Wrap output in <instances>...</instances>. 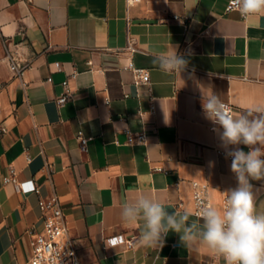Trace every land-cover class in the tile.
I'll list each match as a JSON object with an SVG mask.
<instances>
[{"label": "crops", "instance_id": "1", "mask_svg": "<svg viewBox=\"0 0 264 264\" xmlns=\"http://www.w3.org/2000/svg\"><path fill=\"white\" fill-rule=\"evenodd\" d=\"M229 1L0 0V264L29 261L30 230L44 225L39 200L53 196L68 227L62 241L83 264H225L171 231L161 248L143 247L120 213L143 192L195 218L193 181L208 183L217 207L236 186L202 95L213 91L235 115L264 105V15L227 12ZM172 45L188 61L180 74L154 62ZM8 50L27 64L22 77ZM130 64L150 83L136 84ZM65 80L72 93L59 104ZM141 132L144 141L129 140ZM11 168L39 191L5 182ZM252 184L264 212V181ZM119 235L134 245L109 244Z\"/></svg>", "mask_w": 264, "mask_h": 264}, {"label": "clouds", "instance_id": "2", "mask_svg": "<svg viewBox=\"0 0 264 264\" xmlns=\"http://www.w3.org/2000/svg\"><path fill=\"white\" fill-rule=\"evenodd\" d=\"M240 15L248 19L264 15V0H235ZM165 74L181 73L188 61L176 46L157 54L154 61ZM204 115L217 127L236 186L222 192L223 205L202 203L195 218L188 210L169 212L159 198L140 193L121 206L124 224L139 228L138 244L162 247L171 231L184 247L199 244L221 257L225 264H264V212H258L252 181H264V105L233 115L220 96L202 95ZM244 145V151L239 145ZM230 146H232L230 148Z\"/></svg>", "mask_w": 264, "mask_h": 264}, {"label": "built area", "instance_id": "3", "mask_svg": "<svg viewBox=\"0 0 264 264\" xmlns=\"http://www.w3.org/2000/svg\"><path fill=\"white\" fill-rule=\"evenodd\" d=\"M138 0H129L130 3ZM238 10L235 6V0H230L226 11ZM239 11V10H238ZM129 46L133 48V44L130 41ZM7 59L10 69L15 73V75L22 77L27 68V64H23L18 61L17 57L12 54L10 50L7 53ZM58 68H61L60 63H57ZM130 67H133L130 64ZM135 73V83L136 84H149L150 83V73L144 68H134ZM52 81V78H48ZM64 92L57 98L59 104H63L69 100L71 97V88L69 81L65 80L63 82ZM225 102V101H224ZM231 113L235 115V108L231 102H225ZM217 127L212 125L211 129ZM2 131L6 129L1 128ZM146 138L144 132L138 134L130 135V141L142 142ZM79 139L83 148H86L88 143V138L84 137L80 132ZM159 171L162 170L161 167L158 168ZM5 182H13L17 185L18 189L22 192H38V186L33 179L20 181L17 177V173L14 168L10 169V174L5 178ZM193 197H194V214L199 211V207L202 203H210L213 205L210 197V186L206 182L193 181ZM224 202V196H222V205ZM39 205L43 213L44 225L41 232L35 233L30 230L32 235L31 247L32 255L28 262L25 264H83L81 261L77 248L71 243H64L62 241L63 237L67 234L68 227L65 221L64 212L60 201L57 196H53L50 199L40 198ZM109 244H116L125 242L128 246H133L135 243V238L125 239L122 235L113 236L108 238Z\"/></svg>", "mask_w": 264, "mask_h": 264}]
</instances>
